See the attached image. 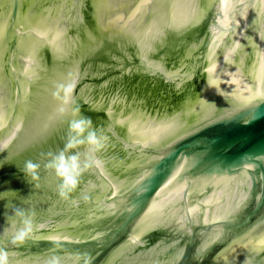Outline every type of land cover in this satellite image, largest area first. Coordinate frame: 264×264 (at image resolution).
Instances as JSON below:
<instances>
[{
	"label": "water",
	"instance_id": "obj_1",
	"mask_svg": "<svg viewBox=\"0 0 264 264\" xmlns=\"http://www.w3.org/2000/svg\"><path fill=\"white\" fill-rule=\"evenodd\" d=\"M0 252L264 264V0H0Z\"/></svg>",
	"mask_w": 264,
	"mask_h": 264
},
{
	"label": "clouds",
	"instance_id": "obj_2",
	"mask_svg": "<svg viewBox=\"0 0 264 264\" xmlns=\"http://www.w3.org/2000/svg\"><path fill=\"white\" fill-rule=\"evenodd\" d=\"M76 131L81 132L83 131L82 127L77 125ZM91 139V137H90ZM94 142V141H93ZM35 165L31 162L26 164V169L31 172L35 169ZM48 167L53 168L57 175L60 176L64 180L63 188L70 191L76 186V163L75 160L72 161L71 165L66 163L65 158L63 155H60L56 158H54L48 165ZM64 192H62V195ZM19 215H23L22 213ZM21 223L23 225V228L21 231L16 234L13 242L22 241L30 232L31 230V221L22 218ZM0 264H8L7 261V253L0 252Z\"/></svg>",
	"mask_w": 264,
	"mask_h": 264
},
{
	"label": "snow or ice",
	"instance_id": "obj_3",
	"mask_svg": "<svg viewBox=\"0 0 264 264\" xmlns=\"http://www.w3.org/2000/svg\"><path fill=\"white\" fill-rule=\"evenodd\" d=\"M69 90H70V87H69Z\"/></svg>",
	"mask_w": 264,
	"mask_h": 264
}]
</instances>
